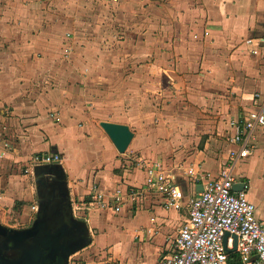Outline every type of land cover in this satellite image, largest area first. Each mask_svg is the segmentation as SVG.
I'll return each mask as SVG.
<instances>
[{
    "label": "crops",
    "instance_id": "1",
    "mask_svg": "<svg viewBox=\"0 0 264 264\" xmlns=\"http://www.w3.org/2000/svg\"><path fill=\"white\" fill-rule=\"evenodd\" d=\"M132 1V4H120V8L137 10V2L140 0ZM145 1L148 3L144 10L148 15L135 18V23L136 26L143 25L147 28L146 38L152 41L158 39L170 46L176 45V53L179 50H196V56L208 59L200 66L207 71L210 79L224 76L223 74L251 76L247 85L251 91H255L247 100L251 106H242L229 120L244 116L255 107L256 92H259L260 99H264V0H192L191 5L183 3L176 7V18L159 20L152 15L153 7L158 2ZM160 5L162 6L161 3ZM39 24L38 17L15 21V24H9L11 26L3 32L7 24L0 22V213L4 214L5 207H11L15 202L32 201L25 180L30 177L29 173L26 176L12 175L13 166H26L29 171L31 168L34 171L42 167L47 173L45 179L48 180L50 173L56 170L54 166L60 165L65 178L64 186L73 203L76 202L75 197H81L83 215V209L88 210L87 220L91 225L90 229L87 226L89 235L93 229L97 234L94 242L91 241L81 250L91 251L93 246H102V250L96 254L91 252V263L86 262L85 258L83 261L86 264H159L163 256L172 252L173 240L188 218V209L166 211L161 204L162 197L155 192L137 195L135 200L128 199L118 213L89 204L93 185L112 192L118 187L130 189L131 186L140 187L143 184L144 169L136 168L131 172L121 166L118 160L120 153L99 125L101 121L126 124L133 131L132 124L128 117L120 116L116 110L110 116L107 112L101 114L90 108L82 109L69 100L64 84H56L55 68L49 65L47 58L37 56L44 42H52L38 30L32 33L24 29L29 25L37 28ZM153 29H159V36L153 35ZM3 43L5 44L1 46ZM153 51L149 50L147 53L152 54ZM5 137L13 138L12 142H5ZM255 140L256 149L246 158L235 159L231 154L235 146L228 142L226 153L214 160L206 157L204 149L198 151L194 159H188L182 164L177 161L172 166V163L160 162L169 169L193 167L215 176L228 163L234 166L235 174L242 180L244 177L250 178L247 173L249 169L244 172L236 170L242 161L247 163L252 158V166L258 168L261 164L259 170H264L263 128L255 130ZM48 153H59L61 163L33 167L32 158L35 155ZM7 167L9 169L6 170ZM137 172L141 175L139 183L132 182L133 174ZM179 183L181 188L189 187L191 194L201 187L194 185L188 176L183 175ZM39 185L36 184L37 204L33 205L36 208L39 204ZM249 188L250 185L248 190ZM251 189L247 197L255 204L257 217L264 223V180L260 186ZM184 194L186 199L191 195ZM32 211L35 216L36 210ZM141 212L146 215L144 223L137 218L141 217ZM109 216L117 217L109 218L111 224H116L110 227L104 225L102 230L105 234L98 239L97 226L101 219L107 221ZM139 223L142 225H138ZM114 246H127V251L124 252L121 248L118 250ZM83 261L80 263L84 264Z\"/></svg>",
    "mask_w": 264,
    "mask_h": 264
},
{
    "label": "rangeland",
    "instance_id": "2",
    "mask_svg": "<svg viewBox=\"0 0 264 264\" xmlns=\"http://www.w3.org/2000/svg\"><path fill=\"white\" fill-rule=\"evenodd\" d=\"M131 1L0 0V22L7 24L5 32L15 21L38 17L40 24L37 28L29 25L24 29L32 33L38 30L52 42H44L37 56L47 58L49 65L55 68L56 84H64L69 100L82 109L90 108L101 114L107 112L110 116L116 110L120 116L130 119L135 136L127 151L118 153V160L124 168L133 172L141 168L140 161L155 160L174 166L194 159L198 151L204 149L209 160L220 158L228 150L227 125L230 117L242 106H248L247 100L255 92L247 86L251 76L223 74L210 79L207 71L200 66L208 59L196 56V50H191L192 54L182 50L176 53V45L146 38L147 28L136 26L135 18L148 15L144 10L148 2H137V10L120 8V4L126 5ZM153 1L158 2L157 8L152 10L157 20L174 19L178 13L177 6L192 4V0ZM36 3L41 5H33ZM153 30V35L159 36V29ZM149 50L154 51L150 54L147 53ZM4 139L5 142L13 140L10 137ZM251 161L252 158L247 163ZM247 163L240 162L236 170L244 172L249 169L250 178L242 180L250 185L247 193H251L252 187L263 182L264 170H259L261 164L255 168ZM26 170V166H13L12 175L26 176L29 173L30 177L25 180L32 201L15 202L11 207H5L4 214L0 213V221L9 228L26 227L34 219L32 210L37 204L36 184L34 173L32 175ZM140 181V173L133 174L132 182ZM183 190L187 195L191 194L189 187ZM75 198L72 213L90 229L88 210L83 209V215V200ZM143 214L141 212V217H137L141 223L146 218ZM110 217L117 218L109 216L107 221L101 219L98 224V239L105 234L102 230L104 225L110 227L116 224L109 222ZM96 235L94 229L90 231L92 242ZM101 247L93 246L91 251L80 250L71 256V260L80 263L85 258L91 263L89 257L102 250ZM114 247L127 251V246ZM86 262L83 261L84 264Z\"/></svg>",
    "mask_w": 264,
    "mask_h": 264
},
{
    "label": "built area",
    "instance_id": "3",
    "mask_svg": "<svg viewBox=\"0 0 264 264\" xmlns=\"http://www.w3.org/2000/svg\"><path fill=\"white\" fill-rule=\"evenodd\" d=\"M254 102L255 107L246 115L228 122V141L235 146L231 152L235 159L246 158L256 149L255 130L264 129V99L256 94ZM61 161L59 153L37 154L32 158L33 167L60 164ZM139 166L145 173L140 187H118L107 192L93 185L89 204L118 213L128 199L135 200L137 195L155 192L162 197L161 204L166 211L187 208L188 218L177 231L174 248L159 264H227V250L233 248L235 237V252L242 264H264V223L257 217L255 204L247 197V181L237 177L232 164L225 163L216 176L193 167L169 169L158 160L140 161ZM26 171L34 173L32 168ZM182 175L202 188L196 189L188 199L179 183ZM238 183H243L244 189L235 192L233 187ZM69 264L81 263L70 259Z\"/></svg>",
    "mask_w": 264,
    "mask_h": 264
},
{
    "label": "flooded vegetation",
    "instance_id": "4",
    "mask_svg": "<svg viewBox=\"0 0 264 264\" xmlns=\"http://www.w3.org/2000/svg\"><path fill=\"white\" fill-rule=\"evenodd\" d=\"M50 174V178L44 179V184L38 186L39 204L35 209L34 219L28 226L14 229L30 228L37 219L41 225L36 228L32 237L28 238L13 237L9 232L7 235H0V264H24L22 262L24 256L39 249L37 246H62L57 251L61 256L64 250L76 247L83 226L74 221L73 200L64 186V174L58 170ZM72 255L68 258V264Z\"/></svg>",
    "mask_w": 264,
    "mask_h": 264
},
{
    "label": "water",
    "instance_id": "5",
    "mask_svg": "<svg viewBox=\"0 0 264 264\" xmlns=\"http://www.w3.org/2000/svg\"><path fill=\"white\" fill-rule=\"evenodd\" d=\"M101 128L106 132L115 148L120 154H124L128 147L130 146L133 138L134 132L126 124L114 123L101 121L99 123ZM56 170L60 173H63V169L60 165L54 166ZM47 173L42 167H38L34 170V179L36 184H44V179ZM202 189L201 187L199 188ZM244 189L243 183L235 184L233 190L235 192L242 191ZM76 223H79L83 226V232L81 236L76 241V247L71 250H64L63 255H59L57 251L62 248V246H37L39 249H35V252H28L22 262L24 264H68V258L73 253L80 251L90 244L91 238L89 236V230L85 222L77 220L74 218ZM41 225V222L37 219L34 221L33 225L30 228L26 229H14L3 225L0 222V235H7L9 232L13 237L19 238H28L32 237L33 233L36 231V228ZM227 236L224 238V243L226 244ZM237 249V237H235V243L232 249H228V253L235 252Z\"/></svg>",
    "mask_w": 264,
    "mask_h": 264
},
{
    "label": "trees",
    "instance_id": "6",
    "mask_svg": "<svg viewBox=\"0 0 264 264\" xmlns=\"http://www.w3.org/2000/svg\"><path fill=\"white\" fill-rule=\"evenodd\" d=\"M227 264H242L239 254L237 252L229 253Z\"/></svg>",
    "mask_w": 264,
    "mask_h": 264
}]
</instances>
